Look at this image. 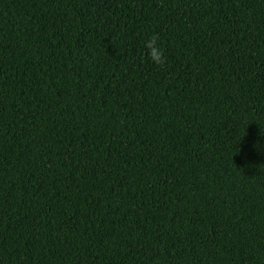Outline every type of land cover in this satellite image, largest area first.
I'll use <instances>...</instances> for the list:
<instances>
[{
    "label": "trees",
    "instance_id": "obj_1",
    "mask_svg": "<svg viewBox=\"0 0 264 264\" xmlns=\"http://www.w3.org/2000/svg\"><path fill=\"white\" fill-rule=\"evenodd\" d=\"M0 264H264V0H0Z\"/></svg>",
    "mask_w": 264,
    "mask_h": 264
},
{
    "label": "clouds",
    "instance_id": "obj_2",
    "mask_svg": "<svg viewBox=\"0 0 264 264\" xmlns=\"http://www.w3.org/2000/svg\"><path fill=\"white\" fill-rule=\"evenodd\" d=\"M158 39V35L154 34L144 42V48L146 51L142 54V57L151 63L162 67L166 61L163 49L157 44Z\"/></svg>",
    "mask_w": 264,
    "mask_h": 264
}]
</instances>
